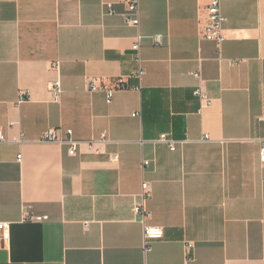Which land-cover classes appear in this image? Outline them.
Returning a JSON list of instances; mask_svg holds the SVG:
<instances>
[{
    "label": "crops",
    "instance_id": "crops-1",
    "mask_svg": "<svg viewBox=\"0 0 264 264\" xmlns=\"http://www.w3.org/2000/svg\"><path fill=\"white\" fill-rule=\"evenodd\" d=\"M209 1L139 0L136 29L123 0H0V264H264V0H220V47L201 38ZM119 77L130 88L109 104L88 91ZM145 226L161 238L145 244Z\"/></svg>",
    "mask_w": 264,
    "mask_h": 264
},
{
    "label": "built area",
    "instance_id": "built-area-1",
    "mask_svg": "<svg viewBox=\"0 0 264 264\" xmlns=\"http://www.w3.org/2000/svg\"><path fill=\"white\" fill-rule=\"evenodd\" d=\"M126 4V12L124 14V20L126 25L138 29L139 27V0H123ZM109 13H112V6L107 5L106 6ZM206 14L207 19L205 25L201 29V38L208 42L215 43L218 47H220L224 42V36H223V27L225 24V18L221 11V2L220 0H210L208 2V5L206 7ZM142 36L137 33V35L134 38V41L131 45V55L133 58V61L135 63V70L130 75L131 79H134L137 81V85L134 87V89L139 90L140 89V81L142 77L144 76L145 72L142 67V58H141V48H142ZM153 45L155 46H161L162 41L160 36L152 37ZM234 64V62H232ZM52 67L57 71L58 70V64L54 63ZM194 77L197 80H201V74L200 72H197L194 74ZM87 87L89 92H97V91H104L106 94V103L111 102V97L113 93L116 90H126L129 89V85L126 84V81L124 78L119 77L116 79H112L110 81V85L106 88L104 87L103 83L99 82L96 79H87ZM49 92L51 94L52 100L54 102H59L60 97L63 93L62 86L59 79H56L54 82L51 83L49 87ZM193 96L196 97L200 102V108L209 107L211 104V100L208 98L206 94H204L201 89H196L193 92ZM25 95L22 94L19 98V101H24ZM135 116V115H133ZM205 137H203L204 140ZM42 141L47 143H53L57 145H67L68 147V155L73 157L77 153L78 146L80 144L79 141H76L72 137L71 131H66L65 136H61L58 129H49L46 131L42 136ZM6 138L3 133V131L0 129V145L5 144ZM100 143L106 142V139L104 136L101 137L99 140ZM160 142L166 144L170 151H174L176 148L177 143L175 141H172L169 139L166 135H162L160 137ZM260 162L264 165V143L261 146L260 149ZM17 161H21V155L17 156ZM149 165L148 161H143L142 166L143 168L147 167ZM150 196V187L147 182L143 181L141 185V193H140V204L135 206L133 208V211L135 214L139 215L141 217V220L143 222V225L145 224L146 219L149 217V212L145 208V202ZM32 220L36 222H43L48 220L47 216L42 217H35ZM162 233L158 229H153L150 227L145 226L144 228V241L145 244H147L148 241L153 239L161 238ZM9 238V225L7 223L0 222V242L4 243Z\"/></svg>",
    "mask_w": 264,
    "mask_h": 264
}]
</instances>
